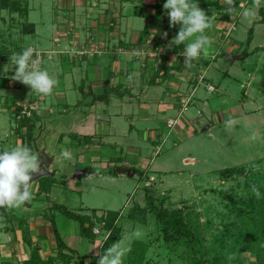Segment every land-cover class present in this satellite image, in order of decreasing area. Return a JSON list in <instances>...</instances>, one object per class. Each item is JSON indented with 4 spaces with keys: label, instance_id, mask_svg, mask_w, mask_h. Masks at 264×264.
<instances>
[{
    "label": "rangeland",
    "instance_id": "1",
    "mask_svg": "<svg viewBox=\"0 0 264 264\" xmlns=\"http://www.w3.org/2000/svg\"><path fill=\"white\" fill-rule=\"evenodd\" d=\"M114 1L118 0H0V151L10 149L18 144L26 145L27 129L26 126L21 127L20 123L29 118L38 126L34 136L33 152H38L45 160H47L46 157L51 159L54 155H60L59 148L56 146L53 151H50L51 153L49 152L50 156L48 153L42 155L44 149L47 148L46 143H48L47 141L42 142L46 135L44 132L48 129L47 136H52L53 129L50 130V127H53L52 120L56 116L55 114L48 115L53 112V106L50 104L56 101L54 93L57 92L56 88L61 83L58 81L60 70L56 68L58 63L53 59L55 54L52 57V53L48 54V50H44V48L48 49L47 44L52 42V38H72L74 24L77 19L80 22V17L77 18L76 14L71 15L70 13L73 4L76 6L81 3L86 8L95 7L96 11L93 10V13L96 12V15L93 13L91 15V10L92 17L87 18L103 20L106 17L105 12L114 6ZM13 2L18 3L14 4ZM192 2L197 3L208 16L215 17L212 27L206 31L210 38H218L217 28H220L222 21L235 20L236 25L238 24V31L231 32L226 38H241L244 41L243 50H255L258 52L256 54H262L264 51V48H261L264 47V24L254 23L253 17L246 19L242 16L241 18L240 13L247 5L253 4L252 6H254V0H235V8L232 10H229V6L224 0H192ZM26 5L29 15L27 19L26 14L20 12V9ZM262 5L264 2H260L258 6L247 8L253 9L257 15L258 7H262ZM83 9L80 16L85 21L84 12L86 11L88 15V10ZM119 9L111 10L110 17L105 19L107 29L118 28V25L111 26L109 23L116 17ZM53 10L64 11L63 15H59L61 19L58 20L59 24L55 27L52 23ZM122 12L124 11L122 10ZM83 21L80 22L82 28L79 27V29L86 31ZM31 23L38 25L36 27ZM112 29L107 30L111 32V36L115 31ZM250 30L254 31V40L251 45H249ZM88 32L87 40L96 41L95 36L90 31ZM101 37L103 38V36ZM222 38L225 37L222 36ZM26 47L33 48L32 59L39 57L40 68L47 70L58 81L52 92L54 95L52 101L42 103L41 100L51 97L52 94L41 96L31 92L29 86L12 79L16 66L11 62L10 57L13 53H21ZM61 50L64 54L69 53L73 56L81 55V52H84L83 50L81 52L68 50L67 47ZM257 60L258 56L254 55L251 58L249 56L248 61L253 64ZM242 62V59L236 60L235 65L240 66ZM157 64H160L158 60ZM5 66L7 67L6 72L4 71ZM249 70L251 69L249 68ZM221 79L223 78L221 77ZM226 81L233 88L235 84H230L232 81L229 77ZM200 92H203L205 97L209 96L214 111L219 112L222 108L226 110L233 104L231 98L226 95L210 93L204 87L200 88ZM29 104L35 107L34 109H37L41 116L47 115L43 121L41 118L39 122L35 121L33 113L31 117L23 116V106ZM190 108L185 115L187 118L196 113L195 107ZM65 118L69 120L68 116ZM123 120L128 123L125 118ZM43 124L46 127L44 132ZM255 124V128L259 127L261 130L264 140V122L261 126L258 123ZM198 128L200 127L198 126ZM168 129L170 128L168 127ZM168 129L163 128V138L158 144L160 154L151 158L150 168L152 171L150 174L155 173L160 175V178L154 179L153 177L155 181H149L148 185H146V176L139 170H136L135 176L126 174L123 179L105 180L101 178L102 180H100L98 175H103L105 172L100 168L92 167L96 176L92 179L85 180L84 178L82 180L75 176L76 168L72 166L71 161L64 163L59 169H50L49 172L55 174L54 176L43 177L32 182L33 198L30 202L20 208H2L3 212L7 214L5 216L0 210V264H26V262H31V264H66L68 256L71 257L69 264H96L98 257L94 252L103 255L108 247L121 239L124 241L123 246L128 249L134 240L148 243L144 264H258L259 256L264 264V249L261 244L264 243V141L260 140L257 129H246L249 132L247 135L245 129L241 130L245 136L250 137L255 132V140L240 139L238 137L240 133L235 134L234 130L221 129L217 126L213 137H209L207 131H200L201 135H198V138L182 143L175 141L173 136L170 137L171 133L168 134ZM42 132L44 136L41 137ZM165 137H167L166 140L170 137L169 141H165L166 143L163 142ZM54 138L53 140L49 139L55 145ZM92 140L95 141L93 138ZM96 142L99 141L96 140ZM78 144L83 145L81 142ZM189 154L196 158L197 162L193 165H185L182 159ZM244 158L246 160L253 159L248 160L249 163L239 166L240 168L236 172H230L227 178L219 175L220 170L229 166L233 167L232 160ZM257 166L258 170H256ZM212 170H216L218 176L213 178L209 175L210 172L213 173ZM207 171L209 172L206 173ZM127 172L129 173V171ZM191 173L201 174L200 181L202 182H184ZM160 179L165 182H160ZM42 182V187L36 188ZM253 184L259 188L261 194L259 199L252 193L251 186ZM152 196L167 197L165 206L168 209L181 208L190 234L177 238L175 233L168 231V235L165 236L162 226L154 220L148 207V198ZM50 203L51 205H62L75 213H81L82 207L83 210L89 212L88 215L106 214L107 218L111 215L110 229L106 225L109 235L94 237L93 242H89L91 244L90 251L82 255L80 249L77 248L83 240L79 232L80 224L78 221V223L74 220L71 221L64 216V222L67 220L68 228L70 223L75 224L74 228H70L66 235L59 232L63 236L65 248L60 249L57 246L53 233L54 228L49 229L48 238H44L40 234L32 237L30 231L39 233L42 219L49 215L53 216L54 209L50 207ZM54 213H56L54 223L57 228L61 224L63 215L60 210H54ZM32 221L33 224L29 227L25 224ZM13 224V229L8 230L7 227ZM190 238L194 240L193 243ZM34 251L38 252L39 258L31 259ZM127 255L128 251L123 264H128Z\"/></svg>",
    "mask_w": 264,
    "mask_h": 264
},
{
    "label": "crops",
    "instance_id": "2",
    "mask_svg": "<svg viewBox=\"0 0 264 264\" xmlns=\"http://www.w3.org/2000/svg\"><path fill=\"white\" fill-rule=\"evenodd\" d=\"M165 2L166 0L116 1L114 6H111V10L120 9L113 20L109 19L112 21L109 25H118V28L114 31L110 27L114 31L112 36L111 32H108L110 29H107L105 21L110 17V9L105 12L106 17L103 20L98 18L89 20L87 17H92L93 10L96 11V8L91 6L86 8L81 3L76 6L73 4L70 13L71 15L76 14L77 18L80 17V22L83 21V17L80 16L82 9L88 10V15L86 11L84 12L86 19L83 21L86 31L79 29V27L82 28V23L77 19L72 38H52V42L47 44L48 49L44 48V50H48V54L52 53V57L55 54L53 59L58 63L56 67L60 70L58 81L61 82L60 86L56 88L57 92L54 93L56 96L52 94L51 97L41 100L42 103H46V101H52L53 96L56 99L50 104L53 106V112H48V115H56L52 120L53 127H50V130L53 129L52 136H47L48 129H45V124L42 128L43 132L46 130L42 142H48L46 143L47 148L44 149L45 153L50 156L49 152L53 151L55 146L60 151V155H54L51 158V170L59 169L64 163L71 161L72 166L76 168L75 176L82 180L84 178L85 180L92 179L96 176L92 167L100 168L105 172L106 175H98L100 180L123 179L126 174L135 176L136 170H139L146 176V185H148L149 181H155L153 177L154 179L160 178V175L150 174L152 171L150 166L151 158L160 154L158 144L163 138V128L168 129V121L179 116L182 103L185 98L190 96L192 99L190 107H195V115L187 118L185 115L189 111L188 109L178 119L174 128L168 129V134L171 133L170 137L173 136L178 143L198 138V135H201L200 131H207L209 137H213L215 128L218 126L221 129H226L224 122L229 119L236 121L229 129L234 130L235 134L240 133L238 136L240 139L250 138V136H245L242 129L246 131V129L254 128L257 129L260 140L264 141L261 130L254 126L255 123L261 126L264 122V51L258 55L255 50H243L244 41L241 38H226L231 32L238 31V24L236 25L235 20L222 21L220 28H217L218 38H211L212 46L208 55H201L199 59L192 61L191 66H187L183 62L184 57L180 55L184 51L185 45H174L171 42L177 35L180 26L171 27V36L168 34L166 39L161 37L168 18L166 10L163 9ZM260 2L264 1L260 0ZM252 5H247L244 8ZM260 7H258V14L253 17V22L264 24ZM55 11L53 10L52 20L54 27L58 26V20L64 13L63 10ZM93 14L96 15V12ZM25 16L26 19L29 18L28 13ZM31 24L36 27L38 25ZM233 25L234 29H232ZM153 30H156V35ZM88 31L95 36V44L87 40ZM253 38L254 31L252 30V39L249 45L253 42ZM60 47L80 52L83 50L84 52H81V55L73 56L69 53L64 54ZM254 55L258 56V60L252 64L248 60L249 56L251 58ZM173 57L175 58L173 59ZM160 59L161 62L158 65L157 60ZM241 59L243 60L242 64L235 65V61ZM162 62L169 68V71L166 72L165 69H162L157 74ZM228 77L232 81L230 84H235L234 90H231L233 88L226 81ZM206 84L213 85L215 90L209 91ZM202 87L210 93L230 97L233 104L230 108H226L230 111L227 112L224 110L225 108L219 112L214 111L209 96L205 97L204 91L200 92ZM108 89L109 91H107ZM104 94L105 97H101ZM35 111L37 112V109ZM37 114L42 121L47 116H41V113L38 112ZM65 116H68L69 120H66ZM191 117L193 119H190ZM43 132L41 137L44 136ZM247 133L249 132L246 131V135ZM70 134H76L79 138L91 136L95 141L91 144L81 145ZM170 137L167 140L165 137L163 142L169 141ZM49 138L56 140L55 145ZM182 159L185 165H193L197 162L196 158L190 154ZM248 160L245 158L234 159L231 164L233 167L240 168L239 166L249 163ZM114 171L117 174H113ZM212 172L209 175L213 178L218 176L216 170H212ZM200 175L191 173L184 182L194 183L197 181L196 183H201ZM163 181L160 179V182ZM42 184L43 182L36 188H40ZM81 209L82 212L77 214L88 215L87 210H83L82 207ZM52 213V217L49 215L42 219L39 233L30 231L32 237L40 234L42 237L48 238L49 229L54 228L53 230H55L56 213L54 210ZM63 217L64 215L61 216V224L57 229L66 235L70 228H74L75 224L70 223L68 228L67 220L64 222L65 218ZM33 221L25 224L29 227ZM68 222L70 221L68 220ZM11 226L14 227V224ZM22 232L24 235V227ZM53 233L55 238V231ZM81 237L82 244L80 242L77 248L83 255L90 251L91 244L87 238Z\"/></svg>",
    "mask_w": 264,
    "mask_h": 264
},
{
    "label": "clouds",
    "instance_id": "3",
    "mask_svg": "<svg viewBox=\"0 0 264 264\" xmlns=\"http://www.w3.org/2000/svg\"><path fill=\"white\" fill-rule=\"evenodd\" d=\"M224 2L229 6V10L235 8V0H224ZM259 3L260 0H254V5L258 6ZM163 9L167 12L169 26H180L177 35L171 42L174 45H185L184 51L180 53L184 57L185 65L191 66L192 61L199 59L201 55L207 56L212 46V40L206 31L212 27L215 17L208 16L192 0H166ZM241 15L250 19L254 17L255 12L253 9L245 8ZM153 32L156 35V30ZM161 37L166 39L168 32H162ZM33 52L32 47H26L21 53L11 55L10 60L16 66L12 79L29 86L31 92L49 96L58 81L47 70L40 68L39 57L32 59ZM4 71H7L6 66ZM224 123L227 130L236 121L229 119ZM250 138L255 140L256 133L253 132ZM43 168V158L38 152H33L29 146L18 144L10 149L0 151V208H20L30 202L33 198L32 181ZM256 170H258V166ZM251 190L259 199L261 194L257 185L253 184ZM123 243V239L117 240L105 250L103 255L94 252L98 257L96 264H123L124 257L129 251L123 246Z\"/></svg>",
    "mask_w": 264,
    "mask_h": 264
},
{
    "label": "trees",
    "instance_id": "4",
    "mask_svg": "<svg viewBox=\"0 0 264 264\" xmlns=\"http://www.w3.org/2000/svg\"><path fill=\"white\" fill-rule=\"evenodd\" d=\"M4 1H6V0H4ZM13 3L16 4L18 2H13ZM20 10H21L20 11L21 13L27 14L28 13L27 5L23 9H20ZM260 14L264 17V7L260 8ZM164 30L168 32L169 36H171L172 32H171V27L169 26V19L168 18H167V21L164 25ZM251 31L252 30H250L249 40H251V38H252V32ZM244 53H246V52H244ZM162 69H165L166 72L169 71V68H167V66H165V64L163 62L160 65V67L157 71V74ZM107 91H109V89ZM101 97H105V94ZM32 113H33V119L35 121H39L40 116H38L37 112L35 110H33ZM20 126L21 127L26 126V129H27V132L25 135L26 142H27L26 145L29 146L32 150H34V144H35L34 143V136H35L36 129H37L36 123L32 119L26 118L25 121H22L20 123ZM70 136L73 139H76L77 141L81 142L83 145L94 143L91 136H84L83 138H79L76 134H70ZM237 170H239L238 167H227V168L220 170L219 175L222 176L223 178H227L230 172H233V171L236 172ZM113 174H117V172L114 171ZM167 200H168L167 197L159 198V197L152 196V197L148 198V203H149L148 207L150 209V212H151L154 220L162 226V231L164 232L165 236L168 235V231H172L173 233H175L177 238L190 234V231L188 229V225L186 224V221H185V215L183 213V210L181 208L168 209L165 206ZM50 207L54 210H60L62 215L68 217L69 219L78 221L80 224L81 235L84 238H87L91 243L93 242L94 237H97L93 232L94 222L92 220V215L77 214L75 212L68 210L64 206L57 205V204H52ZM0 210H2V208H0ZM1 213L2 214L4 213L3 214L4 216L7 215V214H5V212H3V210ZM114 213H118V212H114ZM110 220H111V215H109L107 218V228L108 229H110V227H111L109 224L111 222ZM7 229L8 230L13 229V227L10 225L7 227ZM55 238H56L57 246L60 249H63L66 247V244L63 241L62 236L59 233V231L57 230V228H55ZM263 239H264V236H263ZM190 240L193 243L194 240H192L191 238H190ZM261 244L263 245L262 249H264V243H261ZM72 252H73V250H72ZM147 252H148V243H146L142 240H134L131 244L129 251H128V255H127L128 264H144L145 260H146ZM35 257L39 258L37 251L36 252L34 251V253L31 256V259L35 258ZM65 257H67V256H65ZM70 259H71V257L68 256L67 257L68 261L66 262V264H69ZM26 264H31V262L30 263L26 262ZM258 264H263V262L261 260V256H259Z\"/></svg>",
    "mask_w": 264,
    "mask_h": 264
},
{
    "label": "built area",
    "instance_id": "5",
    "mask_svg": "<svg viewBox=\"0 0 264 264\" xmlns=\"http://www.w3.org/2000/svg\"><path fill=\"white\" fill-rule=\"evenodd\" d=\"M232 29H234V25L232 26ZM92 43L95 44V41H91ZM160 54V53H159ZM159 62H161V59L159 60ZM203 78V76H202ZM207 85V88L209 91H214L215 88L213 85ZM191 96L190 97H187L185 98L184 102L182 103V106H181V111L179 113V116L177 118H175L174 120H169L168 121V127L170 129H173L174 126L176 125L178 119L184 114V112H186L189 107H190V104H191ZM37 107V106H36ZM35 107H33L31 104L27 105V106H23V110H22V114L23 116H28V117H31L32 116V111L35 110L34 109ZM92 220L94 222V226H93V232L96 236H108L109 233H107L106 231V225H107V215L103 214V215H100V216H97L96 214L95 215H92Z\"/></svg>",
    "mask_w": 264,
    "mask_h": 264
},
{
    "label": "water",
    "instance_id": "6",
    "mask_svg": "<svg viewBox=\"0 0 264 264\" xmlns=\"http://www.w3.org/2000/svg\"><path fill=\"white\" fill-rule=\"evenodd\" d=\"M45 154H46L45 151H43L42 152V155H45ZM46 158H47V160H45L43 158V160H44V168H43V170L41 171V173L39 175L34 176V179H33L32 182L38 181V180H40L43 177H51V176H54L55 175V174H51L49 172L50 171L51 164H52V159H50L48 157H46Z\"/></svg>",
    "mask_w": 264,
    "mask_h": 264
}]
</instances>
